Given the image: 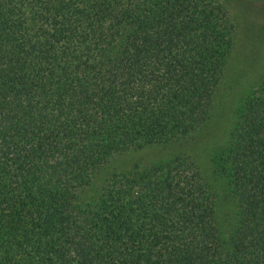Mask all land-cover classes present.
I'll use <instances>...</instances> for the list:
<instances>
[{"label": "trees", "instance_id": "16d2710c", "mask_svg": "<svg viewBox=\"0 0 264 264\" xmlns=\"http://www.w3.org/2000/svg\"><path fill=\"white\" fill-rule=\"evenodd\" d=\"M235 24L219 0H0V264H264V79L210 155L232 218L175 146L208 120Z\"/></svg>", "mask_w": 264, "mask_h": 264}, {"label": "rangeland", "instance_id": "374dc122", "mask_svg": "<svg viewBox=\"0 0 264 264\" xmlns=\"http://www.w3.org/2000/svg\"><path fill=\"white\" fill-rule=\"evenodd\" d=\"M235 24L231 54L217 85L210 116L204 125L178 145L129 151L111 159L95 177V183L131 163L153 162L173 152L189 154L215 194L218 219L232 218L233 203L223 181L211 172L213 150L227 138L239 101L264 79V0H219Z\"/></svg>", "mask_w": 264, "mask_h": 264}]
</instances>
